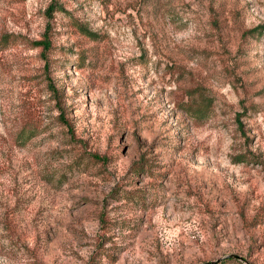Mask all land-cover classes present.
Instances as JSON below:
<instances>
[{"label":"rangeland","instance_id":"1","mask_svg":"<svg viewBox=\"0 0 264 264\" xmlns=\"http://www.w3.org/2000/svg\"><path fill=\"white\" fill-rule=\"evenodd\" d=\"M259 25L264 0H0V264H264Z\"/></svg>","mask_w":264,"mask_h":264},{"label":"trees","instance_id":"2","mask_svg":"<svg viewBox=\"0 0 264 264\" xmlns=\"http://www.w3.org/2000/svg\"><path fill=\"white\" fill-rule=\"evenodd\" d=\"M262 29H264V25L255 26L249 30H246L243 34L251 33V32H260ZM43 48L47 47L46 41H44L42 44Z\"/></svg>","mask_w":264,"mask_h":264},{"label":"water","instance_id":"3","mask_svg":"<svg viewBox=\"0 0 264 264\" xmlns=\"http://www.w3.org/2000/svg\"><path fill=\"white\" fill-rule=\"evenodd\" d=\"M230 257H234V258H239L238 256L236 255H229Z\"/></svg>","mask_w":264,"mask_h":264}]
</instances>
